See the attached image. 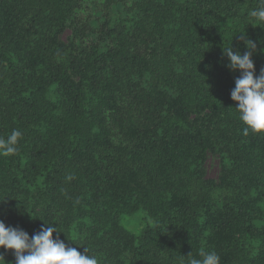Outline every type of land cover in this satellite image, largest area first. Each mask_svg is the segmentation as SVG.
I'll list each match as a JSON object with an SVG mask.
<instances>
[{"label":"trees","instance_id":"trees-1","mask_svg":"<svg viewBox=\"0 0 264 264\" xmlns=\"http://www.w3.org/2000/svg\"><path fill=\"white\" fill-rule=\"evenodd\" d=\"M0 264H264V0H0Z\"/></svg>","mask_w":264,"mask_h":264},{"label":"rangeland","instance_id":"rangeland-1","mask_svg":"<svg viewBox=\"0 0 264 264\" xmlns=\"http://www.w3.org/2000/svg\"><path fill=\"white\" fill-rule=\"evenodd\" d=\"M70 34H71L70 29L64 31L63 33L58 34L57 41L60 42L61 44H66L70 37ZM189 120L198 121L199 119H197L196 116H190ZM199 122H201V118ZM221 171H222V164L219 155L217 154V152L207 150L202 165V173L204 178L217 181L218 174H220Z\"/></svg>","mask_w":264,"mask_h":264}]
</instances>
